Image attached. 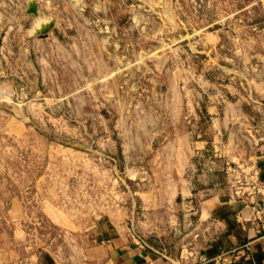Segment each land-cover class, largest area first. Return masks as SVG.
Returning a JSON list of instances; mask_svg holds the SVG:
<instances>
[{
    "label": "rangeland",
    "instance_id": "374dc122",
    "mask_svg": "<svg viewBox=\"0 0 264 264\" xmlns=\"http://www.w3.org/2000/svg\"><path fill=\"white\" fill-rule=\"evenodd\" d=\"M230 86L244 111L264 102V0H0V242L133 227L172 141L204 137L224 177L212 144L230 146L200 111Z\"/></svg>",
    "mask_w": 264,
    "mask_h": 264
},
{
    "label": "crops",
    "instance_id": "0c3cea01",
    "mask_svg": "<svg viewBox=\"0 0 264 264\" xmlns=\"http://www.w3.org/2000/svg\"><path fill=\"white\" fill-rule=\"evenodd\" d=\"M233 90V100H224L219 91L200 112L218 124L220 136L231 148L226 149L229 158L253 165L264 181V142L257 143L248 135L254 127L264 130V102L254 99L251 91L243 96L244 111L242 96ZM239 123L244 129H239ZM206 142L197 134L191 141L181 140L178 147L172 141L154 150L149 158L153 177L141 183L133 198L138 207L133 227L158 251L170 250L174 263L150 249L138 248L128 235L124 217L107 216L81 234H62L64 239L48 248L38 242L36 247L18 240L0 242V264H264V228L257 232L247 221L250 206L233 197L220 171L211 167ZM183 244H190L191 251L179 260ZM240 247H245L246 256L230 263L214 261L219 254Z\"/></svg>",
    "mask_w": 264,
    "mask_h": 264
},
{
    "label": "built area",
    "instance_id": "2783aa9c",
    "mask_svg": "<svg viewBox=\"0 0 264 264\" xmlns=\"http://www.w3.org/2000/svg\"><path fill=\"white\" fill-rule=\"evenodd\" d=\"M210 123L214 125V121L210 119ZM253 135L256 141L264 139V131L260 128L249 129L248 135ZM224 149V148H223ZM225 153L224 160L219 167L224 175L225 182L233 197L244 200L251 209V216L247 219L253 223L256 231L264 228V181L260 178L258 170L253 165L238 164L234 162L225 150L219 145L212 144V156ZM227 155V156H226ZM191 205L190 202H188ZM128 235L133 243L141 249H150L159 254L165 260H170L174 263L170 250H157L154 248L141 234H139L132 226L128 228ZM198 234L193 233L192 237L197 238ZM189 248V249H188ZM190 244L180 246L178 258L184 260L187 258V253L191 251ZM245 247L225 251L219 254L214 261L219 263H230L241 256H246ZM176 264V263H175Z\"/></svg>",
    "mask_w": 264,
    "mask_h": 264
}]
</instances>
